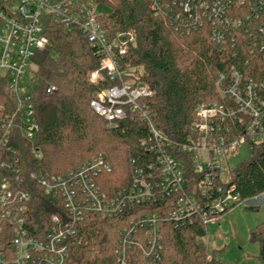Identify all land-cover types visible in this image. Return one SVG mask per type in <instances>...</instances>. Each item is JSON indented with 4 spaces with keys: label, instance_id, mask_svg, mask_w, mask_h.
Returning a JSON list of instances; mask_svg holds the SVG:
<instances>
[{
    "label": "built area",
    "instance_id": "1",
    "mask_svg": "<svg viewBox=\"0 0 264 264\" xmlns=\"http://www.w3.org/2000/svg\"><path fill=\"white\" fill-rule=\"evenodd\" d=\"M98 7L96 0H0V79L6 80L13 105L12 112L0 121V146L10 142L16 129L33 146L39 131L34 92L41 86L46 96L57 92L55 85L40 79L36 62L50 49L46 28L54 21L79 29L97 49L99 68L88 73L89 84L95 87L90 102L93 111L108 128L125 120L129 111L137 113L148 125V147L155 159L146 168H135L130 185L114 193L106 192L100 184L101 177L112 172L103 153L64 174L32 173L31 179L64 210L63 218L51 216V227L37 236L29 227L30 192L21 188L19 177L1 178L0 237L6 223L10 239L9 250L0 251V264H64L68 239L85 217L111 220L130 206L165 202L170 209L167 216L138 211L129 220L119 232L117 252L118 264H129L132 251L140 252L146 264H160L165 222L175 228L202 225L206 236L200 241L205 243L208 225L216 224L224 213L241 204L264 203V195L241 200L229 164L241 146L264 143V81L245 78L237 68L219 74L215 87L223 102L199 104L186 141L170 139L152 122L147 100L154 90L140 83L126 62L136 44L135 33L107 35L97 18ZM150 10L169 17L182 34L210 23L212 38L222 49L229 46L228 39L234 34L245 36L251 53L260 54L264 61V26L260 22L264 0H150ZM239 12L242 16H237ZM32 154L42 159L34 147Z\"/></svg>",
    "mask_w": 264,
    "mask_h": 264
},
{
    "label": "trees",
    "instance_id": "2",
    "mask_svg": "<svg viewBox=\"0 0 264 264\" xmlns=\"http://www.w3.org/2000/svg\"><path fill=\"white\" fill-rule=\"evenodd\" d=\"M96 3L109 8V12L99 11L97 16L107 35L135 33L136 44L126 62L130 63L134 77L154 90V96L147 100L152 122L170 139L186 141L199 104L223 102L215 87L219 74L237 68L245 78L264 81L262 56L251 53L245 36L234 34L228 39L229 46L222 49L212 38L210 23L182 34L169 17L157 16L150 10V0H96ZM260 22L264 26V13ZM46 34L50 49L37 63V74L44 82L55 85L57 92L46 96L42 86L34 92L39 131L33 146L18 129L12 131L5 147L0 146V179L19 177L23 182L21 188L31 194L28 217L34 236L51 227V216L63 218L64 210L31 179L32 173L64 174L103 153L112 172L102 176L100 184L106 192L114 193L130 185L135 168H146L155 159L148 147V125L137 113L129 111L125 120L108 128L91 108L95 87L89 84L88 73L99 68L100 57L87 37L77 28L54 21L48 22ZM12 110L6 80L0 79V121ZM32 147L41 152L42 159L34 158ZM249 149L250 159L231 171L232 183L242 201L264 195V143L250 145ZM165 205L164 202L130 206L122 216L111 220L85 217L68 239V258L64 264H118L119 232L138 211L167 216L170 209ZM2 226L0 251H6L10 228L6 223ZM162 233L164 251L160 264H219L200 241L206 236L202 225L175 228L165 222ZM251 241L259 243V259L264 264V224L251 231ZM128 263L146 264V260L140 252L132 251Z\"/></svg>",
    "mask_w": 264,
    "mask_h": 264
},
{
    "label": "rangeland",
    "instance_id": "3",
    "mask_svg": "<svg viewBox=\"0 0 264 264\" xmlns=\"http://www.w3.org/2000/svg\"><path fill=\"white\" fill-rule=\"evenodd\" d=\"M96 10L98 13L109 12L108 7H98ZM41 60L42 57H38L36 62ZM38 81L36 78V82ZM250 157L249 146H241L229 160L231 171ZM256 203L238 205L220 216L216 224L208 225V238H205L204 244L218 261L225 264H262L259 259L260 245L251 241V231L264 224V203ZM247 206L257 208L250 210Z\"/></svg>",
    "mask_w": 264,
    "mask_h": 264
}]
</instances>
